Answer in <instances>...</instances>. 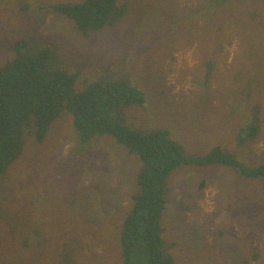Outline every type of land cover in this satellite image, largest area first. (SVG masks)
Masks as SVG:
<instances>
[{
	"label": "rangeland",
	"instance_id": "rangeland-1",
	"mask_svg": "<svg viewBox=\"0 0 264 264\" xmlns=\"http://www.w3.org/2000/svg\"><path fill=\"white\" fill-rule=\"evenodd\" d=\"M81 1L0 0V64L14 57L21 36L52 38L58 66L76 75L75 89L116 77L144 92L145 102L124 112L130 127L166 129L186 154L220 146L244 166L264 162V33L250 45L232 34L231 15L223 14L228 3L211 14L213 0H117L125 14L83 35L51 8ZM243 14L241 8L235 16ZM33 126L21 156L0 176V264H63L56 253L81 264H117L103 235L108 228L100 227L120 224L132 207L138 154L108 135L80 147L65 111L41 142ZM248 126L255 132L239 142ZM167 184L162 236L178 264H264V178L190 164L174 169ZM23 225L39 228L28 245ZM77 235L91 249L74 246ZM40 241L48 246L43 254Z\"/></svg>",
	"mask_w": 264,
	"mask_h": 264
},
{
	"label": "trees",
	"instance_id": "trees-1",
	"mask_svg": "<svg viewBox=\"0 0 264 264\" xmlns=\"http://www.w3.org/2000/svg\"><path fill=\"white\" fill-rule=\"evenodd\" d=\"M226 3L230 10L223 14L231 15L227 23L232 34H241L243 42L250 45L256 35L264 33V0H213L211 14ZM51 8L66 16L83 35L114 24L126 12L117 0L56 3ZM241 8L245 14L235 16ZM261 40L264 43V38ZM57 45L46 36L23 35L12 45L14 57L0 64V176L21 156L26 128L33 123L31 131L35 141L41 142L52 123L65 111L72 117L80 147L95 137L108 135L129 153L138 154L140 166L135 176L137 189L131 196L132 207L120 224L108 221L105 227H100L108 228L103 235L114 245L116 263L178 264L162 236L161 219L169 174L182 165H221L244 178L262 179L264 162L255 167L244 166L232 152L220 146L212 147L203 156L186 154L166 129L143 131L130 127L124 112L129 106L142 105L144 92L129 80L116 77L90 79L81 89H75L76 75L58 66ZM254 132V127L242 128L238 141L243 142ZM84 194L87 195L85 191ZM104 212L107 214L108 210L101 208L100 213L104 215ZM90 216L96 219L93 212ZM23 231L22 242L28 245L39 228L23 225ZM38 244H44L38 250L43 254L48 246L45 241ZM74 246L91 249V243L83 240L74 242ZM110 247L108 244L103 247L105 260ZM55 255L63 264H81L74 262V256ZM26 264L36 263L30 260Z\"/></svg>",
	"mask_w": 264,
	"mask_h": 264
}]
</instances>
